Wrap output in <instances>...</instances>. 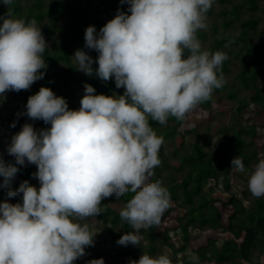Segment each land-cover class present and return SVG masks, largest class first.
Returning <instances> with one entry per match:
<instances>
[{"label": "clouds", "instance_id": "1", "mask_svg": "<svg viewBox=\"0 0 264 264\" xmlns=\"http://www.w3.org/2000/svg\"><path fill=\"white\" fill-rule=\"evenodd\" d=\"M13 2L2 0L7 12L0 16V96L30 89L47 69L43 53L49 45L41 26L35 19L14 17ZM120 2L128 4L127 12L118 9L98 33L93 25L85 29V48L96 51L97 58L82 49L72 58L85 75L102 82L114 78L123 94H96L85 84L80 108L70 110L64 97L41 87L28 97L24 114L50 127L37 130L25 123L7 148L15 163L0 157V188L7 189L8 198L22 194V203H0V264H74L94 246L97 233L85 221L104 212L105 198L115 195L119 200L128 193L133 195L119 217L133 231L116 243L140 246V230L158 225L171 203L162 181L152 180L164 138L150 126L149 117L161 125L169 117L183 120L226 84L221 69L227 54L203 50L197 36L208 28L214 0ZM26 161L36 166L33 177L40 186L25 180L13 190L16 165ZM231 168L244 173L242 158L234 157ZM248 190L253 197H264V159L248 176ZM188 260L199 264L194 253ZM128 264L173 260L167 254L143 253Z\"/></svg>", "mask_w": 264, "mask_h": 264}, {"label": "trees", "instance_id": "2", "mask_svg": "<svg viewBox=\"0 0 264 264\" xmlns=\"http://www.w3.org/2000/svg\"><path fill=\"white\" fill-rule=\"evenodd\" d=\"M231 1L214 0V3L218 2L221 7L218 13L220 22H212L208 18L214 13V6L207 13V23L211 24L212 29V41L206 48L202 44V49L210 52L223 51L228 56L221 69L226 84L214 90L209 101L192 110L198 116L207 113L209 117L203 123L194 122L198 124H193L190 128L185 127L190 112L183 120L169 117L165 125L149 117L150 126L158 136L164 138L159 152L161 164L155 168L152 180L162 181L170 193L171 202L182 208L183 212L169 222L172 211L169 208L158 225L141 229L140 246L129 244L125 247L116 242L110 243V240L100 234L99 237H94V244L98 243L99 248L94 250V246L87 247V255L76 260L77 264H86L92 259H104L110 248L117 251L110 257L108 264H117V259L128 264L129 260H139L141 255L137 254V250L141 254L148 251L156 256L161 254L158 248L164 245L171 248L169 257L173 264H176L175 256L179 252L185 253L181 259L183 264H189V253L198 257L199 264H264V197H253L248 190V176L255 164L264 159V124L256 122V118L264 119V83L261 78L264 74V34L259 35L260 18L254 13L260 6V0H241L250 12L245 13V19L239 14L237 20L227 10V4ZM128 7L127 3L121 4L120 0H14L11 5L13 16L26 21L35 19L49 45L43 53L47 63V69L41 70L45 72L44 78L36 81L28 90L13 91L15 98H22L26 105L29 96L36 94L41 87H48L57 96L66 99L70 110H78L85 84L92 85L96 94L122 95L124 89L116 88L114 78L102 82L95 75L88 76L77 71L72 56L76 50L82 49L95 60L98 53L85 48V29L93 25L98 33L114 18L118 9L127 12ZM6 12L7 7L0 0V16H4ZM2 22L0 20V24ZM197 36L202 42L209 40L205 30L198 31ZM234 66L240 67L235 73ZM97 67L94 63L93 69ZM231 73L233 78L228 76ZM243 91H247L249 96H242L240 93ZM224 98L234 101L232 109L235 108V112L230 114L228 123L219 126V134L214 138L209 133L210 127L206 122L223 113L217 112L215 104L222 103ZM251 106L256 109L254 116L246 118L245 110ZM10 121L12 125L15 124L12 127L17 128L23 117L18 115ZM164 129L166 132H163ZM172 135L178 136L175 147L171 141ZM188 135L194 140L188 141ZM10 141L9 129L0 128V150L4 151H0V157L6 163L14 164L15 158L7 153ZM169 150L174 151L173 157L168 153ZM218 155L222 158L219 159ZM236 156L242 158L245 166L244 173L236 171L239 180L247 185L241 190V195L231 187V160ZM173 161L175 164H172ZM16 166L19 171L12 181L13 190L25 180L33 186L39 185L38 179L33 177V173L37 171L35 165L26 163ZM180 173L182 175L176 177ZM210 179L214 182L207 188ZM220 185L226 198L217 201L210 197V193ZM132 195L128 193L119 200L126 204ZM6 198L7 189H0V203ZM14 199L15 203H22V194ZM112 200H117L115 195L102 200L105 210L96 216L98 224L95 227L100 229L102 222L112 237L120 238L133 229L127 222L121 221V210L118 211L109 204ZM85 222L92 230L91 222ZM193 230H198L199 233L208 231L212 235L205 237L204 242L197 243L190 236ZM220 233L224 238L216 236ZM172 235L179 237L178 242H183L182 246L175 247ZM195 243L197 244L194 246Z\"/></svg>", "mask_w": 264, "mask_h": 264}, {"label": "rangeland", "instance_id": "3", "mask_svg": "<svg viewBox=\"0 0 264 264\" xmlns=\"http://www.w3.org/2000/svg\"><path fill=\"white\" fill-rule=\"evenodd\" d=\"M218 5H219L218 2L213 4L214 13H213V15L208 17L212 22L215 21L216 23L221 21V17H220V15H218L221 7ZM227 6H228L227 10L231 13V15L233 16V18L235 20L238 19L239 14H240V17L243 19H245L247 17V15H245V13H247L249 11V8L247 5L243 4L241 0H232L230 3L227 4ZM263 6H264V1L260 0L259 8L257 10H255V12H254L260 18V21L258 24L260 36H262V34H264V10H263ZM206 31L208 32V37H209L208 39L209 40H207L206 42L201 41V43L203 44V46L205 48L208 47L212 41V36H211L212 29H211L210 23L208 24V28ZM239 68L240 67L234 66L233 67L234 73L236 71H238ZM262 68H264V62L262 63ZM228 76H229V78H233V73H231ZM261 78H262V82L264 83V74L261 75ZM240 94L242 96H246V95L249 96L247 91H243ZM233 105H234V101L228 100L226 98H224V101L222 103L215 104V108H216L217 112L223 111V113L221 115L217 114L216 118L214 120L209 119L210 121L208 120L206 122V123H208V125L210 127L209 133L211 135H213L214 138H215V136H217L219 134L218 133L219 126L221 124L228 123L230 120V118H229L230 114L232 115V113L235 112V108L232 109ZM245 111H246V118H248L250 116H254V112L256 111V109H255V106H251L250 108L246 109ZM24 113H26V105L23 102L22 98H20V99L15 98L13 91H8L3 96H0V114H1V121L0 122L2 124V126L0 128L4 129V127H5L7 129H9V132L11 134V138H12V136H14L17 132H19L21 130L22 126L25 123L32 124L33 127L37 128V130L42 129V128H47V125L44 124L41 120H31ZM18 115L23 117V121L19 124V126L17 128H13L12 122L10 121V119L14 120L17 118ZM208 117H209V114H207V113L204 115L199 114V116H198L194 111H190L189 118L185 122V127L190 128L193 124H198V123H194V122L203 123L204 120H206ZM262 120H264V119H261V118L257 119L256 118V122H258V124H264V121H262ZM206 123H204V124H206ZM163 132H166L165 129L163 130ZM171 137H172L171 141L173 142L174 147H175L177 145L178 136L172 135ZM186 138L188 141L194 140V138L190 135H188ZM213 150L214 149H212V151ZM0 151H1V153L4 152L2 149ZM168 153L170 154L171 157H173V153H174L173 150H169ZM218 158L221 159L222 156L218 155ZM26 163H27V161L25 162V164ZM172 164H175V162L173 161ZM181 175H182L181 173L177 174L176 177L179 178ZM230 178H231L232 190L235 191L237 194L241 195V190L244 189L247 185L244 184L245 183L244 181L239 180V178L237 177V174H236V170H234V169H231ZM2 182H3V177H0V183H2ZM213 182H214V180L210 179V184H208L207 188H209V186H211L213 184ZM35 186L37 188L39 187L38 184H36ZM0 189L6 191V189H4V188H0ZM221 190L222 189H221V185H220L217 189H215L213 192L210 193V197L217 200V201L221 200L220 198H226L225 193ZM6 199H8L9 203L16 204L14 197H12V198L7 197ZM109 204L118 211L122 210L125 206L124 202L121 200H112V201H109ZM247 204H249V203L247 202ZM169 208L172 209V211H170L171 217L169 219V222L174 219V216L179 215L183 212V209L178 207L174 202L170 203ZM88 219L93 226L92 231L97 233L95 238L99 237V235L101 234L105 238H107V240H110V243L111 242H117V240L119 238H117L116 236L112 237L110 235V233L105 229V227L103 225L104 223L100 222L101 228L98 229L95 227L98 224L97 218L95 217L93 219V218L89 217ZM169 227H170V225H169ZM210 235H212V233H209L208 231H207V233L206 232L199 233L198 230H193L190 236L192 237L193 240H196V242L198 243V242H204V240H205L204 238L207 236H210ZM216 236L220 237V239L224 238V235H222L221 233L217 234ZM178 239H179V237H177L176 235H172V241L174 242V245L176 248H179L183 244V242H178ZM197 243H195L194 246ZM98 248H99V244L95 243L94 244V250H97ZM188 250L191 251L190 248H188ZM116 251L117 250H114L111 248L107 250V256L104 258L105 264H108V260L111 259L110 257L113 254H115ZM158 251H160L161 254H167V255L171 254V248L168 246H165V245L160 246L158 248ZM136 252L138 255H142L144 253V252L142 254L140 252L138 253V250ZM145 253L149 254L150 256H154V255L150 254L148 251H146ZM184 254H185L184 252H179L177 254V256H175L176 264H183L181 259L183 258ZM116 263L117 264H126L125 261H121L120 259H117ZM74 264H77V263L74 262Z\"/></svg>", "mask_w": 264, "mask_h": 264}]
</instances>
